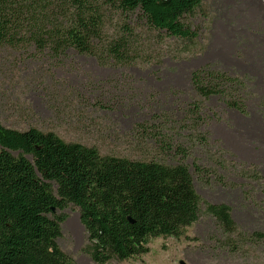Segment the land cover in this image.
<instances>
[{
    "label": "rangeland",
    "instance_id": "obj_1",
    "mask_svg": "<svg viewBox=\"0 0 264 264\" xmlns=\"http://www.w3.org/2000/svg\"><path fill=\"white\" fill-rule=\"evenodd\" d=\"M130 19L136 58L127 64L98 57L101 43L96 54L68 48L56 57L0 46V121L52 130L102 155L183 162L203 205L230 208L229 238L201 212L180 236L154 237L147 252L104 264H264V0H204L188 17L193 39L149 29L137 13ZM123 22L107 10L104 41ZM206 65L245 81L243 112L196 93L191 74ZM55 213L64 215L60 248L75 264H100L87 251L78 208Z\"/></svg>",
    "mask_w": 264,
    "mask_h": 264
},
{
    "label": "trees",
    "instance_id": "obj_2",
    "mask_svg": "<svg viewBox=\"0 0 264 264\" xmlns=\"http://www.w3.org/2000/svg\"><path fill=\"white\" fill-rule=\"evenodd\" d=\"M203 3L0 0V46L20 55L34 48L56 57L68 48L96 54L94 45L101 43L98 57L127 64L136 58L131 56L137 36L133 13L158 33L193 39L197 32L188 17ZM107 10L120 13L125 22L104 41ZM191 83L201 97L218 96L244 111L248 87L243 79L206 65L192 72ZM195 169L201 172L196 164ZM68 204L78 208L87 251L100 264L145 253L154 237L180 236L201 212L214 218L226 238L235 227L226 204H202L183 162L102 155L95 146L65 141L52 130L7 127L0 121V264H75L57 242L64 215L55 211Z\"/></svg>",
    "mask_w": 264,
    "mask_h": 264
},
{
    "label": "water",
    "instance_id": "obj_3",
    "mask_svg": "<svg viewBox=\"0 0 264 264\" xmlns=\"http://www.w3.org/2000/svg\"><path fill=\"white\" fill-rule=\"evenodd\" d=\"M128 219L129 221L133 222V220L130 217H128ZM180 264H184V261H180Z\"/></svg>",
    "mask_w": 264,
    "mask_h": 264
},
{
    "label": "flooded vegetation",
    "instance_id": "obj_4",
    "mask_svg": "<svg viewBox=\"0 0 264 264\" xmlns=\"http://www.w3.org/2000/svg\"><path fill=\"white\" fill-rule=\"evenodd\" d=\"M184 264H187L186 261H184Z\"/></svg>",
    "mask_w": 264,
    "mask_h": 264
}]
</instances>
